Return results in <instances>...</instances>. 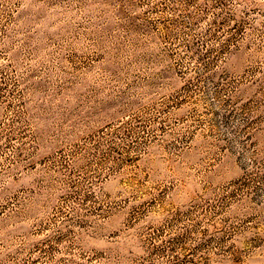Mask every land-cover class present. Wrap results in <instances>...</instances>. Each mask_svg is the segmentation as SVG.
<instances>
[{"label":"rangeland","instance_id":"1","mask_svg":"<svg viewBox=\"0 0 264 264\" xmlns=\"http://www.w3.org/2000/svg\"><path fill=\"white\" fill-rule=\"evenodd\" d=\"M0 264H264V0H0Z\"/></svg>","mask_w":264,"mask_h":264}]
</instances>
